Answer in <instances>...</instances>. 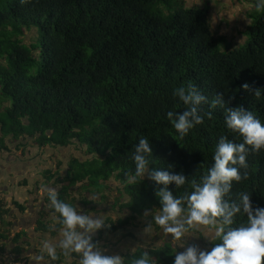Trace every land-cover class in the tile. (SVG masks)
I'll list each match as a JSON object with an SVG mask.
<instances>
[{
  "label": "trees",
  "instance_id": "obj_1",
  "mask_svg": "<svg viewBox=\"0 0 264 264\" xmlns=\"http://www.w3.org/2000/svg\"><path fill=\"white\" fill-rule=\"evenodd\" d=\"M209 14L210 7L186 8L182 0H0V151L63 149L67 170L56 180L59 199L74 204L78 196H97L105 201L113 180L129 199L124 208L131 215L106 219L105 232H124L137 218L150 220L146 228L159 231L153 216L142 217L162 210L155 193L163 186L147 175L136 184L127 182L140 136L152 148L150 171L199 179L214 164L221 136L243 142L226 128L224 110L210 108L217 93L228 107L242 106L264 122V9L251 17L249 40L237 48L222 46L225 39L214 35ZM30 31L35 41L25 45ZM189 83L207 97L201 108L213 115L180 139L167 113L185 110L173 92ZM245 83L249 90L243 89ZM256 89L260 97L254 96ZM79 151L82 157L71 153ZM247 163L241 172L247 171L248 179L233 182L232 196L250 193L255 212L264 208V150L250 152ZM44 174L48 180L59 176L58 169ZM168 190L174 196L184 191L175 184ZM44 202L52 214L47 197ZM9 211L0 204V255L26 262V234L11 236ZM244 220L237 217V223ZM59 227L49 226L44 216L35 231L54 235ZM196 233L210 241L211 249L219 242ZM144 251L156 264H174L178 253L168 240L121 257L130 264ZM62 256L49 260L59 264Z\"/></svg>",
  "mask_w": 264,
  "mask_h": 264
},
{
  "label": "clouds",
  "instance_id": "obj_2",
  "mask_svg": "<svg viewBox=\"0 0 264 264\" xmlns=\"http://www.w3.org/2000/svg\"><path fill=\"white\" fill-rule=\"evenodd\" d=\"M257 11L264 9V0L256 5ZM244 90H249L245 83ZM186 106L182 113L169 111L167 119L183 139L190 130L202 125L205 116L211 120L212 111L204 112L201 105L209 103L197 87L189 83L174 89ZM254 96L260 97L261 90H254ZM210 108L224 110V122L229 132L242 138V143L221 136L214 152V164L203 174L190 180L183 173L173 174L166 170H149L154 163L149 140L140 136L131 159L135 170L128 174L127 182L136 184L147 175L148 179L163 187L156 191L162 210L154 214V224L163 230L165 236L172 237L178 244L193 232H202L219 241L211 251H202L197 246H188L175 255L174 264H264V208L253 212L250 193L239 192L232 196L233 182L240 183L248 179L247 157L249 153L258 154L264 150V122L253 112L242 106L231 108L226 105L223 94L217 93L210 102ZM170 184L184 189L178 196L168 190ZM187 185V187H185ZM189 189L191 191H189ZM43 194L53 210L52 218L60 225L57 239L42 241V252L51 260L58 258V250L65 257H78V264H125L120 255H104L93 243L92 235L104 227L103 217L86 214L74 204L59 199L56 187L46 186ZM145 212L144 215H149ZM246 220L237 223V217ZM152 225L149 226L151 230ZM182 246V245H181ZM40 264L43 255L32 257ZM130 264H156L147 251L134 257Z\"/></svg>",
  "mask_w": 264,
  "mask_h": 264
},
{
  "label": "crops",
  "instance_id": "obj_3",
  "mask_svg": "<svg viewBox=\"0 0 264 264\" xmlns=\"http://www.w3.org/2000/svg\"><path fill=\"white\" fill-rule=\"evenodd\" d=\"M182 1L185 3L186 8H191L193 5H199L198 1L200 0ZM230 1L233 3L232 6L243 4L240 0ZM223 4L225 5L224 8L228 10L226 0H224ZM223 11L224 10L217 15L218 17L220 16V18L224 17L223 20L228 21L224 23L225 27H220V31L223 32L219 33L213 29L214 35L219 37L228 36L234 31L236 26L244 25L243 22H245V19H239L242 21L232 25L230 22L233 21V16L227 18ZM244 18H246V16ZM233 35L234 38H236V35ZM71 153L75 156L82 157L80 151L78 153ZM66 154L67 152L63 149H37L36 147L29 146L18 147L17 149L16 147H12L9 153L0 151V204L3 208L10 209L5 218L7 222L12 224L10 231L11 236L21 232L26 234V237H22V241L26 244L28 243V247H26L27 251L24 254L27 264H35V261L31 258L36 255L44 256L40 264H52L49 257L42 252V241L48 240L54 242L57 239L58 232L54 235H50L49 233L35 231V229L37 221L44 216H46V223H48L49 226L56 224L44 202L46 196L43 194V189L46 186H51L56 187L58 192L61 190V186L57 184L56 180L57 178L63 177L66 173ZM58 163H60V165L57 168ZM57 169L59 176L50 180L46 179L44 176L45 171H52L55 173ZM107 185L108 190L115 194H111V199L103 201L100 198L97 200L95 196H89L85 199L84 197L78 196L76 197L74 205L86 214L103 217L105 221L106 219L123 220L128 218L131 214L124 208V204H126L129 199L125 195H122V186L113 180L109 181ZM104 195H106V192ZM15 204L21 206L23 211L19 212ZM147 212L150 214L147 216L143 215L142 218L146 219L148 216L150 218L154 217L155 213H153V210ZM149 222L150 220L144 221L141 218H137L126 228V231L118 232L113 235H109L105 232L107 226L104 223V227L92 235V241L99 247L102 254L120 256L134 252L139 248L159 247L164 241H172V237L170 235L165 236L162 229L156 231L151 228V230L146 231L149 229V227L146 228ZM129 233L133 235V237L125 236ZM155 241H157V243L152 245ZM204 243L206 244V241H204ZM190 245L193 246L191 243H186L185 249ZM207 245L208 248L204 251H211L210 244L207 243ZM58 254L62 253L58 250ZM60 259L62 262L59 264H78V259H74L72 256H62ZM11 260H13V258L10 255L4 257L0 255V264H8Z\"/></svg>",
  "mask_w": 264,
  "mask_h": 264
},
{
  "label": "rangeland",
  "instance_id": "obj_4",
  "mask_svg": "<svg viewBox=\"0 0 264 264\" xmlns=\"http://www.w3.org/2000/svg\"><path fill=\"white\" fill-rule=\"evenodd\" d=\"M189 1V0H188ZM195 2V1H193ZM224 0H200L198 1L199 5H193L191 8H198L200 5H206L210 6V14H209V25L211 27V30L215 29L216 32L222 33L223 31H220V27L223 28L224 23L228 22L227 20H223L224 17L220 18L217 15L222 11L224 15L228 18L230 16H233V21L230 22L233 24H238V22L245 19V22H243L244 25L236 26L234 31L231 32L228 36L226 35L224 37L225 43H221L224 48H227L231 46L232 48H237L239 46L245 45L249 40L248 35V29H250V26L252 24V18L257 17L261 14V11H257L256 5L260 3V0H240L241 3L239 6H232V2L230 0H226L228 4V10H226L223 4ZM246 16V18H244ZM252 17V18H251ZM242 19V20H239ZM229 25V24H227ZM227 33V32H225ZM236 35V38H234V35ZM36 33L35 31H30L25 34L23 37V43L25 45H29L31 42L35 41ZM78 189V188H77ZM105 194V193H104ZM113 193H111L110 190L106 191V199H111ZM115 195V194H113ZM98 200L99 197L95 196ZM154 213V212H153ZM153 216V215H152ZM194 235H188L182 239V241L178 244H173L176 248L177 252H183L186 247V243H191L192 245L197 246L200 250L204 251L206 248H208V244H210L209 240H205L206 244L204 243V240H200L197 236L196 232H193ZM209 239H211V236H208ZM214 241V239H213ZM157 241L153 242V244H156ZM182 245V246H181ZM191 246V245H190ZM211 250V249H210ZM209 251V250H208Z\"/></svg>",
  "mask_w": 264,
  "mask_h": 264
},
{
  "label": "built area",
  "instance_id": "obj_5",
  "mask_svg": "<svg viewBox=\"0 0 264 264\" xmlns=\"http://www.w3.org/2000/svg\"><path fill=\"white\" fill-rule=\"evenodd\" d=\"M8 264H26V262L24 260H21V261L11 260Z\"/></svg>",
  "mask_w": 264,
  "mask_h": 264
}]
</instances>
